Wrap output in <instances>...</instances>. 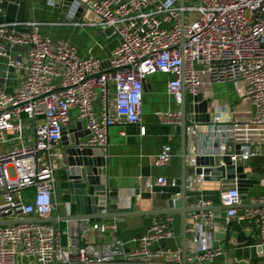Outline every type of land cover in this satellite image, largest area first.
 <instances>
[{
  "label": "built area",
  "instance_id": "obj_1",
  "mask_svg": "<svg viewBox=\"0 0 264 264\" xmlns=\"http://www.w3.org/2000/svg\"><path fill=\"white\" fill-rule=\"evenodd\" d=\"M46 3L55 6L54 0ZM71 5V10L82 12L85 24L111 29L118 39L105 61L92 51L81 57L67 41L43 35L40 22L0 21V59L6 67L2 80L17 81L12 93L0 87V146L8 147L0 154V264H182L180 249L162 245L175 237L172 216L153 218L146 233L132 241L135 249L126 254L125 244L115 238L100 248L85 238L90 231L106 234L105 224L82 222V234L73 243L60 224L31 221L49 219L59 207L55 172L64 166L63 138L69 141L74 135L69 131L83 136L80 149L97 151L107 148L111 127L134 125L140 135L145 134L142 100L149 76H169L167 94L176 108L157 114L163 126L180 125L182 86L186 94L197 97L206 79L211 84H234L241 102L252 108L248 124L264 127V0H190L188 4L185 0L184 6L179 0H72ZM222 120L218 116L213 123ZM25 122L31 124L30 130ZM197 128L189 126L187 137H193ZM238 147L229 156L234 169L252 156L250 147ZM228 150L220 145L218 157ZM198 157L194 149L187 154L190 167H196ZM170 159L171 147L163 145L157 160L164 165ZM232 182L220 192L221 205L229 208L227 222L254 224L264 248V206L238 209L239 187ZM195 183H204L203 175L196 176ZM168 185L174 187L176 182L160 177L145 180L143 188L152 195L155 188ZM132 198L143 201L132 190L127 198L117 200V210L129 211ZM254 204L264 205V199ZM194 207L206 209L211 204L200 202ZM215 217L202 211L188 218L186 264H213L224 256L215 245Z\"/></svg>",
  "mask_w": 264,
  "mask_h": 264
},
{
  "label": "crops",
  "instance_id": "obj_2",
  "mask_svg": "<svg viewBox=\"0 0 264 264\" xmlns=\"http://www.w3.org/2000/svg\"><path fill=\"white\" fill-rule=\"evenodd\" d=\"M47 0H2L4 15L0 21H26L33 20L43 24L41 33L51 38H59L70 43L81 57H87L89 52L98 60L108 59L114 48L118 45L115 35L107 36L85 24L82 12L71 10L72 0H54L55 6H48ZM79 24V25H75ZM100 45L101 48H96ZM6 70L5 61L0 59V87H5L7 93H12L17 85L14 78L3 82L2 74ZM169 76L155 74L145 80V90L142 100L141 125L145 134L140 135L139 127L134 125H117L108 132V146L104 151H94L85 160L83 166L93 169L91 159H96L100 167L105 160V166L100 167L101 173L96 174L92 186H102L106 197L110 200L125 199L134 190L140 193L143 201L137 202L132 198V208L129 211H151L166 208V200L170 196H177L181 189V150L179 127L163 126L157 119V114L176 108L173 99L167 94V81ZM199 102L195 105L196 111L191 115L197 121L196 134L188 138V153L192 149L201 157L211 156L220 159L217 149L220 145L227 147L232 140V151L235 147H250L252 156L244 164L242 173L247 179L239 184L246 189V200L241 203L240 210L247 205L264 199V127L251 126L248 119L252 116V108L248 103L241 102L232 83L211 84L204 79L197 96ZM187 107L194 105V97L186 94ZM179 110V107H178ZM223 120L220 124L213 123L215 117ZM203 118L201 121L200 118ZM72 125L76 122V112H72ZM27 124H30L29 122ZM71 125V127H72ZM171 147V159L167 164H160L157 160L162 146ZM220 162V160H219ZM68 155L65 154L64 166H59L55 172L56 194L55 200L59 203L58 209L52 217L75 215V205L70 202L67 187L66 170ZM82 164V161H81ZM87 164V167L85 166ZM187 168L193 169L187 162ZM175 181L176 186L168 185L155 188L152 195L143 188L145 180L157 178ZM188 191L186 193L187 205L196 206L200 202H209L211 207H219L220 192L222 188L230 186L232 181L204 182L200 186L195 183L196 176L190 171L186 174ZM216 177L215 175L212 176ZM110 193L117 194L113 196ZM110 194V195H109ZM104 201V199H103ZM90 206H88V210ZM155 217H130L124 222L116 220L98 221L99 224L108 226L106 234L87 232L85 238L93 240L98 248L105 246L112 238L125 244L123 254L133 251L136 245L132 242L141 238L147 231ZM175 237L162 243L166 248L181 250V220L179 215H173ZM190 218V216H189ZM228 235L225 241L215 240V245L224 250V256L215 260L213 264H264V248L259 250L258 231L254 224L239 225L235 220L228 221ZM82 222H69L60 224L59 227L66 232L69 240L78 242L82 234ZM240 227L246 237H251V242L237 243L233 229ZM221 225L215 222V233H219ZM155 249V248H153ZM118 264H126L120 262ZM155 264H161L156 262Z\"/></svg>",
  "mask_w": 264,
  "mask_h": 264
},
{
  "label": "water",
  "instance_id": "obj_3",
  "mask_svg": "<svg viewBox=\"0 0 264 264\" xmlns=\"http://www.w3.org/2000/svg\"><path fill=\"white\" fill-rule=\"evenodd\" d=\"M180 6H184L185 0H179ZM82 9V8H81ZM100 32H103L107 36L113 35L111 29H99ZM199 100L197 97H194V105L188 106L186 104V91L185 87L182 86L181 99L179 105V112L181 116V122L179 125L180 129V156H181V189L180 193L177 196H170L166 200V208L160 210H151V211H137V212H119L116 207V199L110 200L106 197V191L102 189V186H92L94 182V177L97 174L101 173V168L105 166V160L101 161L100 167L97 165L96 159H91L93 169L81 167L86 160L88 163V157H91L92 152L97 150L90 149H80L79 144L80 140L83 138L82 135L75 134L76 130L69 131V133H74V135L69 136V141L67 137L63 138V145L66 148V153L68 155V163L66 170V179L67 187L70 195V202L75 205V215L63 216V217H52L46 220H38L31 222L38 223H47L52 226L56 224H64L69 222H98V221H107V220H116L118 222L130 217H163V216H173L179 215L181 220V253H182V264H186L187 257V222L191 214L202 212V211H211L216 217L215 222L219 223L222 229L219 233L215 234V240L222 242L227 239L228 227L229 224L226 219V212L229 208L224 206L219 207H210L199 209L195 207H190L187 205L186 193L188 191L187 177L186 174L189 171L195 175H203L204 182L214 181H236L239 187L240 201L244 202L246 200V189L240 186V182L247 179L246 175L242 173L243 167H238L234 169L230 162L229 156L233 153L232 151V140L230 139L227 143V148L229 149L222 158L218 159L214 156H211L207 161V157H198L196 159V167L193 169L187 168V152H188V137L186 135V129L191 126L194 122L197 121L196 117L191 115L196 111L195 105L198 104ZM191 114V115H189ZM203 121V118H200ZM193 122V123H192ZM77 129L81 128V125L78 124ZM66 130L63 131L65 135ZM239 147H235L237 151ZM100 152V151H99ZM101 153V152H100ZM220 160V162H219ZM82 161V164H81ZM87 167V164H85ZM216 177H212V176ZM113 196L117 194L110 193ZM109 194V195H110ZM103 196H105L103 198ZM104 199V201H103ZM88 206L90 209L88 210ZM264 205L259 204H249L246 208L253 207H263ZM241 207H238L240 209ZM1 225L3 223H0ZM17 224V222H14ZM235 236V241L237 243L251 242V237H246L244 232L240 227H235L233 229ZM262 251V247H258Z\"/></svg>",
  "mask_w": 264,
  "mask_h": 264
},
{
  "label": "rangeland",
  "instance_id": "obj_4",
  "mask_svg": "<svg viewBox=\"0 0 264 264\" xmlns=\"http://www.w3.org/2000/svg\"><path fill=\"white\" fill-rule=\"evenodd\" d=\"M186 3L188 4V3H190V0H186ZM28 122H25V124H27ZM27 126H28V130H30L31 128V124H27ZM26 131V133H25V137H24V141H25V143L26 144H28L29 142H30V136H27L28 134H30L31 132L30 131ZM17 142H13V143H11V146L12 147H15V144H16ZM7 149H8V147L7 146H0V154H2L3 152H5V151H7Z\"/></svg>",
  "mask_w": 264,
  "mask_h": 264
}]
</instances>
